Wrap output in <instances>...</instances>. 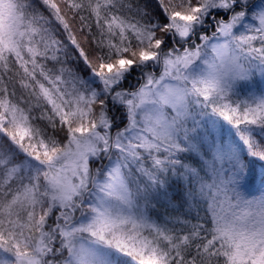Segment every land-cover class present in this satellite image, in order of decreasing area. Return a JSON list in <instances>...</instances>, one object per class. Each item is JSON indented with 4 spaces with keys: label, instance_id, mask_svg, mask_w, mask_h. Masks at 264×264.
Segmentation results:
<instances>
[{
    "label": "snow or ice",
    "instance_id": "1",
    "mask_svg": "<svg viewBox=\"0 0 264 264\" xmlns=\"http://www.w3.org/2000/svg\"><path fill=\"white\" fill-rule=\"evenodd\" d=\"M256 73L264 0H0V264H264Z\"/></svg>",
    "mask_w": 264,
    "mask_h": 264
},
{
    "label": "trees",
    "instance_id": "2",
    "mask_svg": "<svg viewBox=\"0 0 264 264\" xmlns=\"http://www.w3.org/2000/svg\"><path fill=\"white\" fill-rule=\"evenodd\" d=\"M252 1H250V3H252ZM57 2L60 3V0H57ZM73 32L77 36V39L84 46L85 50L87 51L88 50V44H87V42L84 41L83 36H81L79 34L78 22H74L73 23ZM60 33H63V29L62 28L59 29V33L57 34L58 35V38H62L64 40H67V37L66 36H62L61 37L60 36ZM72 55L75 56V55H78V53L73 52ZM48 63L51 64V61H49ZM70 63L72 64V66L74 68L77 67V65H78L79 66V74L82 75V76H84L85 78H87V76L90 75V70L87 69L86 65L83 64V61L82 60L81 61H76V60L73 59V60L70 61ZM137 78H138L137 75L136 74H133V76L130 78V81L129 82L131 84H136ZM129 82H126V86H127V83H129ZM254 84H255V88L252 91L253 93L258 92V91L261 94H262V92L264 93V84L263 83H259L258 82V83H254ZM17 87H19V86H17ZM34 114L36 116H39L40 115V111L39 110H35ZM114 116H115L116 123L117 124H121V116H122V113H119V112L114 113ZM218 118L220 119L219 120V123L220 124H224V126H225V130H226L225 131V137L227 139H231V137H229L227 135V132L229 130V126L222 120V118H220V117H218ZM40 123L43 124V123H46V122L40 121ZM113 134H115V129H113ZM0 135H2V134H0ZM245 156H246V153H245ZM251 169H252V175H251V178H250L251 179V190L252 191H255V192H257V194H259L258 190L262 186H264V161H259V160L253 159L252 160V163H251ZM193 223H195V221H193ZM126 258H124V259H126Z\"/></svg>",
    "mask_w": 264,
    "mask_h": 264
},
{
    "label": "rangeland",
    "instance_id": "3",
    "mask_svg": "<svg viewBox=\"0 0 264 264\" xmlns=\"http://www.w3.org/2000/svg\"><path fill=\"white\" fill-rule=\"evenodd\" d=\"M252 1V0H250ZM176 2H178V0H176ZM260 0H253L252 3L253 4H257L259 3ZM209 34H211L209 32ZM259 46V45H257ZM156 74L159 75V69H156ZM263 83L264 84V77H261L259 73H256L249 81H246V82H242V84L244 85V91L241 93V97L243 98L244 95H247L248 92H252L255 88V84L254 83ZM132 85H135V84H132ZM257 93V94H256ZM263 93V92H262ZM256 95H260L261 93L258 92H255ZM210 111V110H209ZM213 119H216V120H220L218 117H212ZM126 258V257H125ZM128 258V257H127ZM126 258V259H127ZM129 259V258H128ZM130 260V259H129Z\"/></svg>",
    "mask_w": 264,
    "mask_h": 264
}]
</instances>
